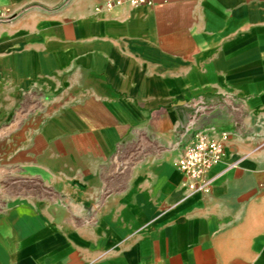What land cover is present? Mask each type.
<instances>
[{"label": "crops", "instance_id": "crops-1", "mask_svg": "<svg viewBox=\"0 0 264 264\" xmlns=\"http://www.w3.org/2000/svg\"><path fill=\"white\" fill-rule=\"evenodd\" d=\"M106 2L0 0V164L48 194L1 212L0 264H264V0ZM196 134L227 135L206 194Z\"/></svg>", "mask_w": 264, "mask_h": 264}, {"label": "built area", "instance_id": "built-area-1", "mask_svg": "<svg viewBox=\"0 0 264 264\" xmlns=\"http://www.w3.org/2000/svg\"><path fill=\"white\" fill-rule=\"evenodd\" d=\"M124 3L138 7L150 5L151 0H107L106 2L108 9L120 7ZM7 13L6 9L0 8V23L12 20L13 17ZM226 140L227 135L221 140H215L203 134H196L181 148L174 166L183 177L186 194L210 192L212 178L209 174L211 169L223 160Z\"/></svg>", "mask_w": 264, "mask_h": 264}, {"label": "rangeland", "instance_id": "rangeland-1", "mask_svg": "<svg viewBox=\"0 0 264 264\" xmlns=\"http://www.w3.org/2000/svg\"><path fill=\"white\" fill-rule=\"evenodd\" d=\"M142 149L150 150L153 147L146 140L131 142L120 148L127 153L121 156L127 155L134 159L137 156L135 152ZM47 195V190L38 179L28 177L16 169L0 164V214L8 204L19 198L38 199Z\"/></svg>", "mask_w": 264, "mask_h": 264}]
</instances>
